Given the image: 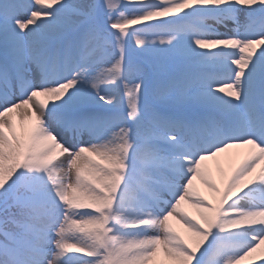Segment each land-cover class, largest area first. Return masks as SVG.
Returning <instances> with one entry per match:
<instances>
[{
  "label": "snow or ice",
  "instance_id": "snow-or-ice-1",
  "mask_svg": "<svg viewBox=\"0 0 264 264\" xmlns=\"http://www.w3.org/2000/svg\"><path fill=\"white\" fill-rule=\"evenodd\" d=\"M0 264H264V0H0Z\"/></svg>",
  "mask_w": 264,
  "mask_h": 264
},
{
  "label": "bare ground",
  "instance_id": "bare-ground-1",
  "mask_svg": "<svg viewBox=\"0 0 264 264\" xmlns=\"http://www.w3.org/2000/svg\"><path fill=\"white\" fill-rule=\"evenodd\" d=\"M210 166L212 167V171H213V174H217V169H216V167H215V165H213V164H211L210 163ZM215 167V168H214ZM202 187V186H201ZM202 190H203V188H202ZM190 211H192V209H189Z\"/></svg>",
  "mask_w": 264,
  "mask_h": 264
},
{
  "label": "rangeland",
  "instance_id": "rangeland-1",
  "mask_svg": "<svg viewBox=\"0 0 264 264\" xmlns=\"http://www.w3.org/2000/svg\"><path fill=\"white\" fill-rule=\"evenodd\" d=\"M233 151H236V150H233ZM241 151H242V150H241ZM221 160H222V162H223V157L221 158ZM210 163L213 164V162H211V161L209 162V164H210ZM213 165H214V164H213ZM214 168H215V167H214Z\"/></svg>",
  "mask_w": 264,
  "mask_h": 264
}]
</instances>
